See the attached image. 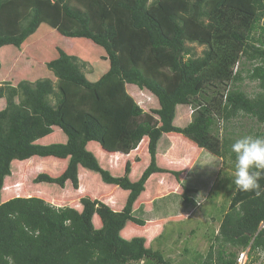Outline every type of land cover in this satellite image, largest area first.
<instances>
[{
  "label": "trees",
  "instance_id": "obj_1",
  "mask_svg": "<svg viewBox=\"0 0 264 264\" xmlns=\"http://www.w3.org/2000/svg\"><path fill=\"white\" fill-rule=\"evenodd\" d=\"M263 18L264 0H0V264H170L152 243L173 219L156 232L137 213L157 210L166 176L184 211L201 206L218 180L193 161L233 171L230 125H264ZM174 136L189 144L182 168L167 162ZM32 161L55 169L25 179ZM258 182L236 190L201 264L264 258Z\"/></svg>",
  "mask_w": 264,
  "mask_h": 264
},
{
  "label": "rangeland",
  "instance_id": "obj_2",
  "mask_svg": "<svg viewBox=\"0 0 264 264\" xmlns=\"http://www.w3.org/2000/svg\"><path fill=\"white\" fill-rule=\"evenodd\" d=\"M261 24H264V18L262 19ZM189 47L193 49L196 57H201L205 51V47H200L195 44L189 45ZM246 67L250 66L247 64ZM45 75L46 77L53 78L52 74L48 71L45 72ZM52 80L54 83L57 82L55 78ZM243 85H245L243 87L244 90L247 91V93L251 96H255V94L258 92V84L256 82L245 80ZM2 86L3 85L0 83V87ZM181 111L182 113L179 115L178 121H180L181 124H187L192 119L193 111L190 109V107L181 109ZM176 124L181 127L184 126L180 125L179 122H176ZM235 126L239 128L237 130L239 131L240 137L245 135L255 136V133L257 132L264 133V125L258 126L254 121L247 117H239L232 123V125H230L231 128ZM221 133L222 130L220 131V134ZM170 143H172V151L167 159V162L178 165V168L187 166L182 160V153L186 146L189 145L187 140L181 136H174L172 137V140H170ZM170 143L167 144L170 146ZM105 158L108 160L107 157ZM224 163L225 166L223 164V160L206 152H202L195 162L193 161V167L190 169V171H194L195 169L199 173L201 168H205L209 178L218 180L216 183L217 186L214 188L211 198L204 202L201 206L184 211L182 206L184 203L183 200H178V197L175 198L174 195L171 194L175 193L177 190L170 189L168 187H174V178L172 176H162V183L160 184L159 182L157 185L154 184V187H158L156 197H159V201H161L164 206L167 204L168 207L165 206V208H163V205H160L159 201H156L158 203L155 202L157 209L155 212L153 211L152 213H149L147 211V213H143L142 211H139L142 212L144 216H142L141 213H137V216L139 214V216L147 219L146 221L151 224V228L155 229L156 232L157 227L162 221H164V219H173L171 222L165 225L166 227L164 235L152 243L153 250L160 251L164 256V259L169 260L170 264H201L206 259L209 249L213 246L214 239L217 236L220 228V217L222 218V216L229 211L231 200L236 192L234 184L232 185V188L229 187V185L232 183V171L230 167L227 166L228 161L224 159ZM24 165L27 166V170H25L22 175L25 176L23 177L25 179L29 177L27 174L28 171L34 174L42 171L53 172L55 169L54 166L45 165L39 161H32ZM220 168H222V171L217 178ZM36 170L38 172H36ZM140 172L141 170H139L137 178H139L141 174ZM31 178L33 179V177ZM31 180H24L22 183L31 184ZM98 189L102 190L103 188L100 186ZM110 191L108 189L105 190L106 193ZM169 194L171 197H167ZM159 209L161 211L162 209L164 210L162 213H160ZM214 248L215 251L218 250L217 247ZM227 251L234 252L235 249L228 247ZM237 263L241 264L239 259H237ZM257 264H264V262L260 260Z\"/></svg>",
  "mask_w": 264,
  "mask_h": 264
},
{
  "label": "clouds",
  "instance_id": "obj_3",
  "mask_svg": "<svg viewBox=\"0 0 264 264\" xmlns=\"http://www.w3.org/2000/svg\"><path fill=\"white\" fill-rule=\"evenodd\" d=\"M230 152L235 154L234 169L232 171V183L240 192H252L259 189V179L264 172V135H245L236 139L230 146ZM222 167V166H221ZM264 224L261 225V228ZM247 253L249 249L239 254ZM264 255V253H262ZM238 256V259H239ZM8 264H14L11 256L4 257ZM264 262V258L260 259Z\"/></svg>",
  "mask_w": 264,
  "mask_h": 264
},
{
  "label": "built area",
  "instance_id": "obj_4",
  "mask_svg": "<svg viewBox=\"0 0 264 264\" xmlns=\"http://www.w3.org/2000/svg\"><path fill=\"white\" fill-rule=\"evenodd\" d=\"M248 259L247 257V253H242L240 256H239V260L241 262V264H246V260Z\"/></svg>",
  "mask_w": 264,
  "mask_h": 264
},
{
  "label": "bare ground",
  "instance_id": "obj_5",
  "mask_svg": "<svg viewBox=\"0 0 264 264\" xmlns=\"http://www.w3.org/2000/svg\"><path fill=\"white\" fill-rule=\"evenodd\" d=\"M212 122H213V121H212ZM227 144H228V143H227ZM166 174H167V173H166ZM215 186H216V185H215ZM215 186H214V187H215ZM248 261H249V259L246 260V264L248 263Z\"/></svg>",
  "mask_w": 264,
  "mask_h": 264
}]
</instances>
